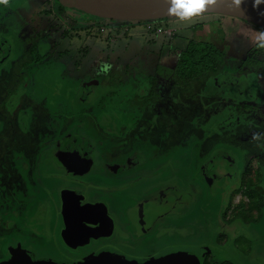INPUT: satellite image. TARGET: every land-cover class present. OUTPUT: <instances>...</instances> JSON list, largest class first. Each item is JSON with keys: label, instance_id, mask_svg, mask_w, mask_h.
<instances>
[{"label": "rangeland", "instance_id": "374dc122", "mask_svg": "<svg viewBox=\"0 0 264 264\" xmlns=\"http://www.w3.org/2000/svg\"><path fill=\"white\" fill-rule=\"evenodd\" d=\"M53 1L5 0L0 3L5 20L0 28L20 50H30L38 40L53 47L50 64L41 68L29 90L34 97H47L60 108L55 110L59 121L66 113L72 116L70 120L74 121L70 125H76L65 132L66 137L75 145L84 146L86 157L92 162L99 161L104 168V171L70 173V185L79 187L82 182L97 181L103 189L96 191L95 200L107 206L135 202L151 209L146 204H150L152 198L166 200L164 203L172 211L189 210L192 205L191 212L185 210L183 215L188 212L186 216L199 211V201H196L199 187L206 206L213 208L219 202L216 183H207L213 191V196L208 198L209 191L201 181L203 170L208 167L204 160L210 157H219L215 160L221 161L224 176L236 184L240 183L241 172L248 161L252 160V166L258 162L264 185V49L255 46L259 28L233 18L196 15L186 21L174 18L148 22L155 28L161 24V33L147 32V22H115L114 29L105 26V31L113 30V34L97 36L85 23L74 25L65 17L61 24L53 22L56 14ZM196 25L205 26L204 30L195 32L192 28ZM33 35L39 39L35 40ZM191 39L212 43L225 54V65L219 74L197 81L182 82L177 78L178 54ZM246 59H251L252 63H247ZM6 92L5 98L9 100L10 92L0 86V97ZM146 97L153 101L139 109L135 103ZM92 104L97 106L92 108ZM87 108L90 112L83 118L84 112L80 111ZM46 114L36 115L33 129H20L14 134L17 143L11 146L17 144L21 157L34 158L35 149L48 139L50 133L44 126ZM81 121L93 128L85 132ZM64 124L63 121L62 127ZM121 127L126 139L119 136ZM95 132L103 139L101 143L99 138L95 139ZM106 139L111 145H102ZM238 142L245 148L234 145ZM58 153L52 156L56 160L71 158L69 151ZM73 156L76 160L80 158L77 150ZM122 157V163L109 166ZM83 166L86 165L83 163ZM66 167L72 171L77 166L72 163ZM109 168L116 170L113 175L109 176ZM51 172L59 178L64 176L60 170ZM38 174L40 176L41 172ZM127 192L139 195L134 200L125 196ZM187 200L188 205H185ZM238 201H241L240 195L233 194L232 203ZM110 206L112 211L114 208ZM168 207L163 204L160 210L168 212ZM197 217L205 219L207 215L197 213ZM254 217L255 222L247 226L246 231L264 251V215L262 218L253 215L251 219ZM49 219L50 215L47 221ZM195 225L196 238L185 242L189 246L200 242L202 226ZM43 226L39 224L40 230ZM246 231L243 229V235ZM203 245L215 249L209 244ZM218 254L238 259L227 248L219 250ZM247 263L250 262L242 261V264Z\"/></svg>", "mask_w": 264, "mask_h": 264}, {"label": "flooded vegetation", "instance_id": "af4514ba", "mask_svg": "<svg viewBox=\"0 0 264 264\" xmlns=\"http://www.w3.org/2000/svg\"><path fill=\"white\" fill-rule=\"evenodd\" d=\"M52 6L56 10V14L53 15L52 20L53 22L57 21L58 24H61L60 22L64 17L69 22H74V25H78V23L90 24L93 21V19L89 18L90 16L83 13L59 7L55 1H53ZM50 11H52L51 8ZM2 17L0 11V23L5 21ZM32 38L35 40L39 39L35 35ZM40 41L38 40V44L32 46L30 50H20L0 28V86L5 87V90L10 92L8 96L10 97L9 100L5 98L7 97V92L0 97V261L8 258L7 250L9 247L21 246L23 250L29 252L34 248H42L56 241V237H54L56 223L54 221L55 207L53 198L58 189H73L77 194L87 190L88 185L95 186L100 190L103 189V186L94 180L82 182L79 187H76L77 185H70L71 182L69 183L68 176L70 173L76 171L80 173L97 172L104 169L103 164L99 161L92 162L91 158L86 157L82 148L84 146L75 145L74 141L66 137L65 132L70 127H75L76 125H70L74 121L70 120L72 116H68L69 114L66 113L65 116H62L63 120L59 121L55 110H59L60 108H57L54 102L51 104V100L47 97H37L36 94V97H34L32 90H29L37 79L38 72L45 65L48 66L50 59L53 57V47L45 45L46 41L43 43H40ZM42 48L44 49L43 52H41ZM44 61L46 62L44 63ZM13 94H17L18 97L15 98ZM146 98L142 101L139 100L138 103L134 102L139 109L147 104L149 105L153 101L151 97ZM155 99L158 100L159 97H155ZM29 103L32 105H29ZM2 104H5L2 106L3 108H1ZM93 105L97 106V104H92V108L94 107ZM40 112L42 115H44V112L47 113L44 119V122H46L44 126L50 135L47 136L46 142L39 146V149H35L34 158H23L18 154L17 144L15 147L11 146L13 142L17 143L13 136L20 129H33V124L36 123V115L38 116ZM80 112H84L82 116L84 118L88 117L86 113L90 111L87 108V110ZM99 112L103 113V111ZM63 121L65 124L62 127ZM81 124L85 132L93 128L82 121ZM121 130L122 127L119 128V136H123L121 139H126L124 138L125 134L123 135ZM94 134L95 139H98L97 132ZM66 141H69V143ZM102 141L103 139L99 138V143ZM245 142L244 140V144ZM104 143L111 145L109 139H106L102 145H105ZM63 144H67L64 147L73 145L74 149L79 152L80 158L75 161L73 160V162L67 156L60 160L54 159L52 156L57 154L58 147ZM244 144L241 145L238 142L234 145L239 148H245ZM63 151L67 152L65 148H63ZM216 158L210 157L204 160L208 167L203 170L201 181L207 188V191H209L210 195H207L208 198L213 196L212 188L207 184L209 182L208 179H210V182L216 183L218 187L217 200L219 202L215 203L216 205L213 208L206 206L207 201L201 199L203 192L199 187L200 193L198 192L199 195H197L198 199L196 200L197 202L199 201L197 205L199 211H194L192 212L194 214L190 213V216H186L188 212H191L190 210L193 207L191 205L186 215H176L167 217L166 219L168 221H178L188 218L202 226L200 242L202 244H209L215 249L205 252L200 264H242L243 260L250 262L247 264H264V258H262L264 257V251L254 243L251 234L246 231V229L249 230L247 226L255 222V217L251 219V216L263 217L264 206L261 208L260 213L249 206L243 205L239 207L240 203L246 201L243 190H238L240 183H231L233 180L224 176L221 169L222 163L220 160L216 161ZM115 160L110 162V167L122 163L124 159L122 157L120 160ZM89 162L95 164L89 165ZM72 163H74L75 167H78L70 171L66 166ZM83 163L86 165L85 167ZM53 169L60 170L64 173V176L62 178L56 177L55 172H51ZM115 171L109 168V176L113 175ZM40 172L41 175L39 176L38 173ZM55 183L57 185L51 188L50 185H54ZM235 193L240 195L241 201L232 203V195ZM137 195L139 194L135 192L125 196L134 199ZM203 201H205L203 206L207 208L201 206L200 203ZM197 213L207 215V218H199L197 217ZM49 215L50 219L47 221ZM211 215L212 218H210ZM45 222H49V225L45 224ZM39 224L44 225L41 230ZM243 229H245L246 235H243ZM244 247H247L248 250H243ZM226 248L232 250L238 259H231L218 254L219 250H225ZM98 252L99 250L93 247H85L71 253L65 251L64 254L69 259L81 261L96 255ZM147 252L151 256L153 250L150 249Z\"/></svg>", "mask_w": 264, "mask_h": 264}, {"label": "water", "instance_id": "95a60500", "mask_svg": "<svg viewBox=\"0 0 264 264\" xmlns=\"http://www.w3.org/2000/svg\"><path fill=\"white\" fill-rule=\"evenodd\" d=\"M63 8L87 16L115 22H155L174 19L169 8L171 0H57ZM198 15H216L233 18L264 30V3L254 0H205ZM65 148L72 156L73 145ZM64 158V157H63ZM70 162V163H71ZM78 167V166H77ZM208 181H210L208 179ZM88 185L87 190L77 194L73 189L60 188L54 194L56 241L29 252L21 246L9 247L8 258L0 264H200L210 248L202 243L189 246L185 242L196 238V223L192 220H171L167 217L183 215L174 210L166 200H150L147 206L128 202L124 206H108L95 200L100 189ZM165 204L168 212H162ZM152 208L154 210H152ZM158 210V211H157ZM198 225V224H197ZM200 226V225H198ZM93 245V246H90ZM93 247L99 252L87 259L67 258L64 252ZM153 250L149 256L148 250ZM62 258V259H58Z\"/></svg>", "mask_w": 264, "mask_h": 264}, {"label": "trees", "instance_id": "16d2710c", "mask_svg": "<svg viewBox=\"0 0 264 264\" xmlns=\"http://www.w3.org/2000/svg\"><path fill=\"white\" fill-rule=\"evenodd\" d=\"M54 1L59 7L63 8L61 5H59L57 0ZM90 19H93V21L90 20L91 23L86 24V28L90 27V30L97 36H105L107 32H101L100 26H98L102 25L101 22L103 23L105 20L93 17H90ZM162 21L164 20L155 21V23ZM148 24L149 23L147 22L145 27ZM159 26L155 28L152 25L153 31L147 32L155 33V31L160 28ZM93 27L96 29L92 30L94 29ZM198 28L199 26H196L194 29L197 30ZM111 29L114 28L111 27ZM112 31L113 30H110L107 34H113ZM125 32H127V30ZM126 35L127 34H125V36ZM225 60V54H223V52L220 51L214 44L191 39L178 54L175 74L182 82L203 80L208 76H215L219 74L225 65ZM246 62L252 63L251 59H246ZM250 164H252L251 159L248 161L246 168L241 174L239 190H243L246 201L244 203H240L239 207L243 205L249 206L253 208V210H257V212L260 213L261 208L264 206V185L262 184L263 171L261 170L260 164H258V162L254 166Z\"/></svg>", "mask_w": 264, "mask_h": 264}, {"label": "clouds", "instance_id": "9594fccd", "mask_svg": "<svg viewBox=\"0 0 264 264\" xmlns=\"http://www.w3.org/2000/svg\"><path fill=\"white\" fill-rule=\"evenodd\" d=\"M256 4L264 3V0H254ZM205 0H171L169 12L181 21L190 20L203 11ZM255 46L264 49V30H260L256 37ZM104 70H107L105 66Z\"/></svg>", "mask_w": 264, "mask_h": 264}, {"label": "built area", "instance_id": "2783aa9c", "mask_svg": "<svg viewBox=\"0 0 264 264\" xmlns=\"http://www.w3.org/2000/svg\"><path fill=\"white\" fill-rule=\"evenodd\" d=\"M101 24H102L100 26V31L101 32H105V26L114 28V24L111 23V22H108V21H103V23L101 22ZM145 28H146L147 31H151V32L153 31L152 25L150 23ZM160 32H161V30H159V29L155 31V33H160Z\"/></svg>", "mask_w": 264, "mask_h": 264}, {"label": "crops", "instance_id": "0c3cea01", "mask_svg": "<svg viewBox=\"0 0 264 264\" xmlns=\"http://www.w3.org/2000/svg\"><path fill=\"white\" fill-rule=\"evenodd\" d=\"M0 3H5V0H0ZM202 24H203V23H202ZM196 26H197V25H196ZM196 26H194V27L192 28V30H194L195 32L203 31V30H204V27H205V26H203V25H202V26L200 25L201 27L199 26V28H198L197 30H195L194 28H195ZM161 32H162V31H161ZM161 32H160V33H161Z\"/></svg>", "mask_w": 264, "mask_h": 264}, {"label": "bare ground", "instance_id": "6f19581e", "mask_svg": "<svg viewBox=\"0 0 264 264\" xmlns=\"http://www.w3.org/2000/svg\"><path fill=\"white\" fill-rule=\"evenodd\" d=\"M172 159V158H171ZM172 161V160H171Z\"/></svg>", "mask_w": 264, "mask_h": 264}]
</instances>
